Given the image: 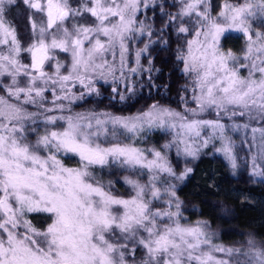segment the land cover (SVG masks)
<instances>
[{"label": "snow or ice", "instance_id": "obj_1", "mask_svg": "<svg viewBox=\"0 0 264 264\" xmlns=\"http://www.w3.org/2000/svg\"><path fill=\"white\" fill-rule=\"evenodd\" d=\"M20 3L26 9L23 29L9 17ZM148 6L149 0H79L76 6L71 0H0V264H231L216 252L246 257L244 264H264V249L252 241L247 251L226 249L214 244L203 225L182 224L175 185L167 179L184 180L192 171L176 174L167 155L173 146L177 156L195 158L218 139L216 152L237 167L225 125L198 118L204 113L230 112L264 123V30L253 33L251 23L253 17H264V0L236 5L224 0L216 16L206 0H181L180 11L169 17V23L180 21L178 35L187 37L194 30L187 52L177 55L183 72L192 77L194 107L185 101L183 112L155 103L131 116L64 115L65 105L56 103L84 98V92L72 95L76 82L88 94L96 91L97 77L107 82L106 74L116 71L107 54L115 58L117 46L124 77L126 42L137 33L152 35L138 19ZM229 29L247 38L238 66L229 64L236 55L220 48ZM148 46L136 53L137 65ZM60 53L70 60L62 63ZM239 68H247L248 76ZM127 71L135 75L138 67ZM124 79L125 90L134 91ZM49 90L51 106L44 103ZM205 128L211 134L201 144ZM152 130L173 133L171 141L146 150L121 141ZM257 131L264 156V128L252 129ZM72 157L78 158L76 168L64 162ZM112 165L138 168L140 176L146 170L147 182L125 177L131 194L117 196L93 171ZM253 174H258L255 164ZM161 202L167 207L161 208ZM33 211L49 214L46 230L31 224L27 213Z\"/></svg>", "mask_w": 264, "mask_h": 264}, {"label": "trees", "instance_id": "obj_2", "mask_svg": "<svg viewBox=\"0 0 264 264\" xmlns=\"http://www.w3.org/2000/svg\"><path fill=\"white\" fill-rule=\"evenodd\" d=\"M206 2L211 5V14L216 16L224 0ZM229 2L236 5L241 0ZM180 6L179 0H155L138 14V19L144 22L146 29H151L152 35L149 36L151 42L146 54L140 58L137 73L127 80V86L134 91H126L125 82L123 85L98 83L95 85L96 91L75 103L71 107L72 111L131 116L155 103L181 112L185 101L189 107H194L192 77L183 72L184 64L177 60L181 51L187 52L186 41L193 38L194 30L187 37L184 34L178 35L176 27L180 21L168 22L170 16L177 15ZM25 11L24 5L20 3L19 7H14L9 13L10 19L21 29L26 23ZM193 25L194 22L186 24L190 28ZM262 29L264 30V26ZM143 40L144 37H141V41ZM244 45L238 35L228 34L220 41L222 51L231 50L236 56L243 51ZM149 68L151 72L147 71ZM114 87L118 92L112 91ZM0 95L4 93L0 92ZM120 95H124L125 99L121 100ZM121 141L145 150L152 147L159 149L171 141V135L169 132L152 130L131 140L121 137ZM216 148L217 143L212 142L207 148H201L194 159L177 156L175 146L167 152L177 175L185 168L192 169L184 180L167 178L175 185L174 199L180 204V222L188 226L203 225L214 244L226 249L248 250L249 241L253 242L256 249H264V181H251V150H247L243 143L234 145L233 154L237 167L233 169L223 155L216 153ZM64 162L68 167L79 166L77 157L65 158ZM93 171L115 195L124 198L129 196L128 188L123 183L125 177L139 179L141 183L147 182L146 170H143L145 175L140 176L139 172L142 170L138 168L132 170L127 166L112 165L103 169L97 166ZM159 206L167 207L163 202ZM172 211H176L175 206ZM27 218L41 231L46 229L50 220L49 215L41 211L27 213ZM141 255L142 250L137 253V261ZM246 259L239 255L229 258L231 264H244Z\"/></svg>", "mask_w": 264, "mask_h": 264}, {"label": "rangeland", "instance_id": "obj_3", "mask_svg": "<svg viewBox=\"0 0 264 264\" xmlns=\"http://www.w3.org/2000/svg\"><path fill=\"white\" fill-rule=\"evenodd\" d=\"M179 1L181 4V0H179ZM78 2H79V0L71 1V3H75L73 6H76L78 4ZM153 2H155V0H149V6H151L153 4ZM242 3H243V0H241V3H239V4H242ZM143 10H145V8L142 7L139 13H141ZM186 19H188V18H186ZM251 23L253 25V29H252L253 33H255L256 31H261V30H263L262 26H264V25H261V23L264 24V17H253V18H251ZM228 34L240 36L242 38L243 42L246 44L247 38L243 35V33L229 29L228 31H226L224 33L223 36L228 35ZM141 37H144L145 40L141 41ZM222 37H221V39H222ZM194 38L195 37L193 35L192 39H194ZM201 39H202V37H201ZM126 43H127L128 48H129V51L126 55V67H125V71H124V77H127L129 79L133 74L128 72L127 68L128 67H139V65H137V63H136V53L138 51H140L141 49H144L145 44H148V45L150 44L149 43V35L147 32H145L143 35H140L139 33H137L135 35V39L128 40ZM244 49H245V45H244ZM244 49H243V51H244ZM243 51L239 52V54L237 53V56H236L237 59L234 61H229V64L231 65V64L236 63L238 66V63H237L238 61L243 62ZM119 53H120V49L117 46L115 58L112 56L111 53L107 54V59L109 61V64L111 65L114 63L116 66V71H115L114 75L113 74H106L107 75V82H105V80L103 78L97 77L93 82L94 86L98 83H104V84L116 83V85H123L124 84L125 79H124V77L121 76V71H120L121 59H120ZM145 54H146V52L142 53L140 58L143 57ZM65 57H66V54L60 53L59 58L61 59L62 63H66L70 60V58H68V60H66ZM139 64H140V62H139ZM239 71H240V74L244 77H247L249 74L247 68H239ZM257 76H259V73H257ZM69 86L71 87V84ZM57 91H59L58 88H57ZM71 92H72V95H74L76 97H79L81 92H84L85 95L88 94L85 89L81 88V86L79 85L78 82L75 83V87L71 88ZM53 99H54V97H53L51 90H49L48 92L45 93L44 103L46 105L51 106ZM80 100L81 99H78V98L75 100H72L71 97H69L68 99H64V100H57L56 103L57 104L62 103L65 105V111L63 113L64 115H68L69 111L72 115H75L77 113H82V112L72 111L71 107H73L75 105V103L79 102ZM29 110L30 111H37V109L32 108L31 106H29ZM39 111H43V109H39ZM57 114H59V113H57ZM84 114H89V113H84ZM198 118L210 119V120H214V121L218 119L221 124L225 125L226 135H228L231 138L232 142L234 143L233 149H234V145L236 143H243L245 145V147L247 148V150L248 149L251 150V155H250V158H251V167H250L251 181H253V182L264 181V168L261 167V165H264V156L261 155V150L259 147L261 133H260V131H257L256 133L252 132L253 128H257V129L264 128V123H261L258 121H250L247 116H244V117L235 116V117H233V116H231L230 112L221 113L219 115V117H217L215 110H210ZM245 124L248 125L247 128L244 127ZM236 125H239L238 129H237ZM169 133H170L171 139H172L173 133H171V132H169ZM210 134H211V129L205 128L202 132L200 143L201 144L203 143L204 136L210 135ZM253 137H255V139H253ZM234 140H236V141H234ZM213 142L217 143V147L220 146V141L218 139L214 140ZM216 153H218V152H216ZM218 154L223 155L221 153H218ZM181 156L186 158V159H194L193 157H185L183 155H181ZM227 162H228V160H227ZM254 164H255V171L258 174H253ZM72 168H76V167H72ZM123 183H124L125 187L128 188V195H130L131 194V188L125 183V179H123ZM41 212H43V211H41ZM29 213H33V212H29ZM43 213H45V212H43ZM45 214L49 215L48 213H45ZM49 223H51L50 220H49ZM245 251H247V250H245ZM215 256L218 259H224V260H229V258H230V257L226 256L224 253H220V252H216Z\"/></svg>", "mask_w": 264, "mask_h": 264}]
</instances>
